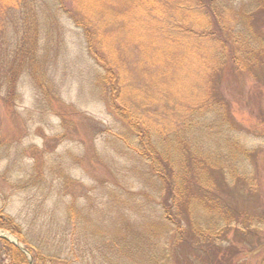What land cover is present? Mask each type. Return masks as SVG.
I'll list each match as a JSON object with an SVG mask.
<instances>
[{
	"label": "rangeland",
	"instance_id": "374dc122",
	"mask_svg": "<svg viewBox=\"0 0 264 264\" xmlns=\"http://www.w3.org/2000/svg\"><path fill=\"white\" fill-rule=\"evenodd\" d=\"M209 2L0 0V209L40 250L205 264L154 155L198 245L264 264V0Z\"/></svg>",
	"mask_w": 264,
	"mask_h": 264
},
{
	"label": "trees",
	"instance_id": "16d2710c",
	"mask_svg": "<svg viewBox=\"0 0 264 264\" xmlns=\"http://www.w3.org/2000/svg\"><path fill=\"white\" fill-rule=\"evenodd\" d=\"M57 1H59L61 4L65 0H57ZM208 2L209 3L206 4L205 6L210 12L211 16L214 18L215 14L213 12L212 0H208ZM204 24H205L204 26L207 25L206 21ZM218 26H220L219 22L217 23L216 26L218 30L217 31L218 36L223 38V40L225 41L224 43H226V45L228 46L229 44L231 45V43L224 36V29H221ZM205 34H203L202 36L205 37L209 35L208 32H206ZM230 48H232V46H230ZM230 51H231V61H232L231 64L233 66V69L240 71L241 70L239 64L240 57L238 56L236 50L234 51L233 49ZM102 66L106 70H108L109 73H111V71H109L110 70L109 67L104 66V64ZM234 73L236 72L234 71ZM113 84H117V79H115L114 77H113ZM112 97H113L112 102H114V94L112 95ZM140 141H141L140 155L146 158V160H148L151 157V161L153 164L152 168L155 169L157 174L164 181V183H162L161 185L162 188L160 190L163 191V188L165 189L167 187V191L163 196L164 201L162 203L163 218L168 223V226L172 228L171 231H174L176 233V238L178 239V241L187 243L194 250V252L203 255V259H206L205 264H232L231 263L232 259H229L228 256L226 255L219 256L218 255L219 251L218 254L215 251L213 253V251H211L208 248H205L202 244L198 245L196 243L195 239L199 236L196 234L197 230L195 229V227H193V224L191 225L189 224V226H187L184 222L183 217H180L179 213H177V196L174 191L175 189L167 174L163 172V170H159L156 167L155 165L156 160L154 155H149L150 150L147 142V133L144 130L143 132L140 131ZM0 230L8 231L18 237L20 242L23 243L31 253L33 257V264H75L73 261H69L62 255H55L52 254L51 252L42 251L36 245L28 241L23 231V228L15 221L13 217L5 213L2 209H0ZM0 264H29V262L27 256L21 249H19L16 245L11 243L7 239L0 237ZM155 264H162V263L159 262Z\"/></svg>",
	"mask_w": 264,
	"mask_h": 264
},
{
	"label": "water",
	"instance_id": "95a60500",
	"mask_svg": "<svg viewBox=\"0 0 264 264\" xmlns=\"http://www.w3.org/2000/svg\"><path fill=\"white\" fill-rule=\"evenodd\" d=\"M0 237L7 239L8 241L16 245L19 249H21L27 255L29 264H33L32 261L33 257L30 254L29 250L16 237H13L11 233H2V232H0Z\"/></svg>",
	"mask_w": 264,
	"mask_h": 264
}]
</instances>
